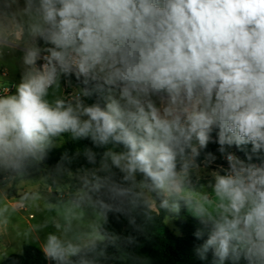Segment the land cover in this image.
I'll use <instances>...</instances> for the list:
<instances>
[{"label": "clouds", "instance_id": "clouds-1", "mask_svg": "<svg viewBox=\"0 0 264 264\" xmlns=\"http://www.w3.org/2000/svg\"><path fill=\"white\" fill-rule=\"evenodd\" d=\"M5 65L0 260L12 238L48 264H149L128 249L185 211L199 260L264 264V0H0Z\"/></svg>", "mask_w": 264, "mask_h": 264}, {"label": "trees", "instance_id": "trees-1", "mask_svg": "<svg viewBox=\"0 0 264 264\" xmlns=\"http://www.w3.org/2000/svg\"><path fill=\"white\" fill-rule=\"evenodd\" d=\"M73 82H75L73 77ZM86 144L90 145L89 141H81L79 145L72 142L66 143L60 149H54L49 156L47 163L52 166L59 160L64 151L73 153L76 147H82ZM235 147V146H234ZM218 144L210 143L204 152H202L201 160L208 152L218 149ZM236 148V147H235ZM250 150V146H248ZM243 158V153L238 149L234 150ZM217 161L221 159L220 154L217 155ZM85 161L80 158L75 162L74 166L83 164ZM223 164H226L225 162ZM15 195V191L9 192V197ZM174 228L168 224H163L162 217L158 218L152 228V234L146 236H139V244L128 249L133 255L143 256L149 264H211L212 256L209 253V258L206 261L199 260L194 254V248L197 244L202 243L198 241L194 232L199 227L198 222L192 218L187 212L182 211L181 215L173 219ZM109 228L118 233L127 234L130 229L127 227V222L123 217L117 221L110 215ZM110 257H118L119 253L115 249H109ZM2 264H48L43 257L39 247L25 244L20 254H10L3 260ZM105 264H121L119 259H109ZM126 264H132L131 261ZM245 264V262H241Z\"/></svg>", "mask_w": 264, "mask_h": 264}, {"label": "rangeland", "instance_id": "rangeland-1", "mask_svg": "<svg viewBox=\"0 0 264 264\" xmlns=\"http://www.w3.org/2000/svg\"><path fill=\"white\" fill-rule=\"evenodd\" d=\"M8 59L10 61V58H8ZM1 70H4L7 73V75H6L7 81H6L5 86H10L11 84L16 83V82L19 81L20 74H19L18 70H15L11 66L5 65L3 67H0V76H2ZM211 168H215V163L210 166V169ZM15 222L18 223L19 228L21 230H23L32 221L29 219L28 213L27 212H23V213L17 214V216L15 217ZM167 224L170 227L174 228L173 220H170ZM25 244H30V245L37 246L34 243H24L23 241H19V240H16V239L9 238V240L7 242L9 255L10 254H15V253L20 254L22 252V248H23V246ZM0 246H2V242H0ZM3 260H0V264H2Z\"/></svg>", "mask_w": 264, "mask_h": 264}, {"label": "built area", "instance_id": "built-area-1", "mask_svg": "<svg viewBox=\"0 0 264 264\" xmlns=\"http://www.w3.org/2000/svg\"><path fill=\"white\" fill-rule=\"evenodd\" d=\"M5 71L4 70H1V74H2V76L3 75H5ZM6 75H7V73H6ZM225 161L221 158L220 160H219V162L218 161H216L215 162V167H216V165H218V164H223ZM226 163V162H225ZM225 166H226V164H224Z\"/></svg>", "mask_w": 264, "mask_h": 264}, {"label": "water", "instance_id": "water-1", "mask_svg": "<svg viewBox=\"0 0 264 264\" xmlns=\"http://www.w3.org/2000/svg\"><path fill=\"white\" fill-rule=\"evenodd\" d=\"M227 147V146H226ZM228 150L234 151L236 150V148L234 146H231ZM211 153L215 154V155H219L218 149L212 151Z\"/></svg>", "mask_w": 264, "mask_h": 264}]
</instances>
